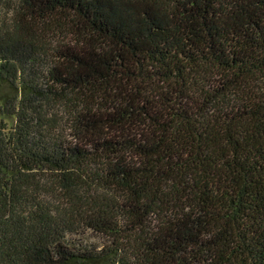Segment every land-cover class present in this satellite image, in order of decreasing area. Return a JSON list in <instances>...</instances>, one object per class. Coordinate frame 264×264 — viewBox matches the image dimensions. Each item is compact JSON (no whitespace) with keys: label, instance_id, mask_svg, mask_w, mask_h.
Returning <instances> with one entry per match:
<instances>
[{"label":"trees","instance_id":"trees-1","mask_svg":"<svg viewBox=\"0 0 264 264\" xmlns=\"http://www.w3.org/2000/svg\"><path fill=\"white\" fill-rule=\"evenodd\" d=\"M0 113V264H264V0H0Z\"/></svg>","mask_w":264,"mask_h":264},{"label":"rangeland","instance_id":"rangeland-1","mask_svg":"<svg viewBox=\"0 0 264 264\" xmlns=\"http://www.w3.org/2000/svg\"><path fill=\"white\" fill-rule=\"evenodd\" d=\"M3 118V116L1 115V113H0V120ZM6 119V121H8L9 123H11L12 122V120L10 119V118H5Z\"/></svg>","mask_w":264,"mask_h":264}]
</instances>
